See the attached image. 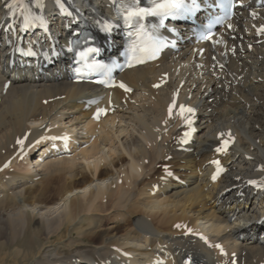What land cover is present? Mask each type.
I'll list each match as a JSON object with an SVG mask.
<instances>
[{
  "label": "bare ground",
  "instance_id": "6f19581e",
  "mask_svg": "<svg viewBox=\"0 0 264 264\" xmlns=\"http://www.w3.org/2000/svg\"><path fill=\"white\" fill-rule=\"evenodd\" d=\"M86 1L103 4L77 0ZM2 6L0 0L6 24ZM242 21L235 20L234 38L235 27L220 36L226 48L200 55L196 45L126 71L134 91L105 92L100 122L88 120L80 103L90 84L27 76L5 92L8 76L0 73V264H128L129 253L144 264H183L188 257L232 264L233 253L240 264L264 262V240L250 234L264 231L256 223L264 196L247 184L264 177V42ZM176 94L197 112L191 145L180 139L182 121L169 116ZM68 125L86 133L71 157L37 158L33 170L32 161L18 160L45 129ZM229 130L238 141L220 156L227 174L212 182L218 134Z\"/></svg>",
  "mask_w": 264,
  "mask_h": 264
},
{
  "label": "snow or ice",
  "instance_id": "6c2138e0",
  "mask_svg": "<svg viewBox=\"0 0 264 264\" xmlns=\"http://www.w3.org/2000/svg\"><path fill=\"white\" fill-rule=\"evenodd\" d=\"M61 2V0H57V3L59 4ZM35 4L37 6V8H41L43 7L42 4V0H35ZM154 4L155 6L151 9H129L127 12V15L125 17V22L126 23H131V19L132 17H136V16H144V15H148V14H153V15H173L174 12L176 13H185V12H189L192 11V8H190L188 5L184 4L183 0H162V2L160 3H155L154 0ZM7 8L9 9L10 13L13 16L16 15H21L23 17V22L25 24V27H28L29 25L33 24L35 21L40 20L41 17L39 16H35L32 15L29 6L27 3H25V0H10V2H8L6 4ZM220 7H226V6H234L232 4V0H227V5L224 3H221L219 5ZM192 7H198V5L196 4V0H192ZM253 17H255V13H252ZM217 23H219L220 21L217 20ZM259 33L264 34V25L260 26L259 28ZM205 39L208 40H212L213 36L210 33L208 36L205 37ZM156 41H151V43H146L140 46L137 45H133L132 48V54H133V59H136L137 62H142V57L143 56H148L149 58H153L156 56L157 52L160 50L159 47H156ZM97 51L96 49L90 48L88 49V52H95ZM139 52L141 54L140 57H137L136 53ZM87 55V53H81V56H85ZM103 67V66H100ZM109 86H115L114 84H110ZM119 87L125 89V91H129L130 89H127L126 86L121 83L119 85ZM176 107V103H175V98L173 100V104L169 106L168 112H169V116L171 117L172 113H173V109ZM105 109H99L97 112V118L99 117L100 114L105 113ZM189 114V115H185V114ZM195 110L193 108H189L186 107L184 105H180L179 106V115L181 116V118L185 121L186 125L189 127V129L191 130L192 127V119H190L189 117L191 115H194ZM190 135V132H185L184 136L185 138H187ZM224 133H221V136H224ZM229 136V139H226L223 141V147L217 148L216 150L219 151H225L227 149L228 144L230 143V139H231V134L228 133L227 134ZM53 139H55V137H53ZM186 142V139L185 141ZM18 144L23 145L24 141L23 140H18L17 141ZM39 143V141L37 142ZM214 164L217 165L218 169H219V161H213ZM5 167H7V164L5 165ZM171 173H169L170 175ZM219 173H217L218 175ZM217 175H213L212 179L215 180L217 178ZM249 184L252 185H256L257 181L255 180H250L248 181ZM176 227H181V225H176ZM201 239L205 240V243H208L207 239L205 237H201ZM211 246V245H210ZM216 247H221L220 245H215ZM221 252L223 253V249L221 248ZM186 264H191V260L189 259L188 261H186Z\"/></svg>",
  "mask_w": 264,
  "mask_h": 264
},
{
  "label": "rangeland",
  "instance_id": "374dc122",
  "mask_svg": "<svg viewBox=\"0 0 264 264\" xmlns=\"http://www.w3.org/2000/svg\"><path fill=\"white\" fill-rule=\"evenodd\" d=\"M34 165H35V164H34ZM34 165H33V166H34Z\"/></svg>",
  "mask_w": 264,
  "mask_h": 264
}]
</instances>
